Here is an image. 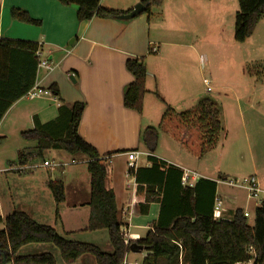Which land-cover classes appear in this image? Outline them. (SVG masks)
<instances>
[{
    "label": "crops",
    "instance_id": "1",
    "mask_svg": "<svg viewBox=\"0 0 264 264\" xmlns=\"http://www.w3.org/2000/svg\"><path fill=\"white\" fill-rule=\"evenodd\" d=\"M166 1H175L176 6L182 7L178 12L173 10L163 17L162 13L157 23L160 31L172 34V41L162 34H153L151 13L142 12L131 19L94 17L79 21L76 6H66L57 0H0V38L37 43L43 57L54 66L51 71L39 70L36 57L29 56L27 52H16L12 69L4 72L6 78L0 79V111L3 110L0 119V166L3 168H0V173L5 172L0 174V185L7 181L14 194L11 198L5 195L0 197V207L4 212L0 214V222L13 211L22 210L38 222L54 226L69 239L81 241L76 237L77 234L95 233L96 241L88 242L98 245L106 252L113 251L106 229L85 230L89 223L91 199V175L86 155H72L56 148L47 150L44 159H47L48 154L55 153L59 156L62 153L63 158L60 160H65L63 162L80 160L77 164H71L70 168H57L59 175H56V169L49 168L43 174L26 171L18 172V176L8 174L12 171L11 167L4 170L7 164L12 165V162L18 161L19 151L27 152L38 145L37 141L23 138V131L38 128L52 137H63L71 108L78 102L85 104L78 127L79 134L97 149L101 157H107L112 164L116 202L123 226L128 230V240L144 238L161 217L163 222H167L172 213L191 210L197 204L191 201V197L203 201L204 209L214 207L212 185L206 181H202L187 200L188 193L180 188L176 179L171 180L172 174L169 183H175V187L178 185L179 188L174 187L177 191L166 196L161 193L160 198L157 187L158 199L149 202L147 187L151 183L142 182L137 191L136 176L127 175L129 150H141V155L145 156L143 159L139 156L138 161L142 159L138 162L139 168H152L153 162L149 156H154L181 170L190 169L188 163H197L199 166L209 154L192 160L176 147V159L165 157L158 150L162 137L160 132L155 152L146 150L141 142L143 129L148 126L158 127L168 106L176 110L182 105L190 108L207 93L204 87L198 88V91L193 75L195 72L188 63L192 59L188 55L195 53L194 42H197L195 32L190 27L198 22L199 27L204 29L218 13L226 10L225 0ZM139 2L141 0H101V5L125 12L133 9ZM13 7L26 9L32 17L42 21L41 26L14 20L11 17ZM164 45L176 47L168 51L172 58H167ZM152 47H156L157 51H151ZM129 58H144L149 71L146 85L148 92L142 112L124 104L125 87L134 80L126 66ZM53 84L58 87V94L34 98L26 96L29 90L38 87L52 91ZM11 89L16 93L25 89L27 91L5 109V102L12 96ZM13 140L14 143L11 142ZM10 148H14L13 152ZM81 164L86 166H79ZM203 172L198 173L193 187L200 179L217 182L215 197L222 196L223 219L231 220L238 208L246 211L239 202L244 200L248 204L253 199L222 183V180L228 179L221 175L222 171H217V177L208 170ZM151 175V171L140 172L143 179H148ZM58 180L64 182L66 194L65 201L59 205L49 187L50 182ZM261 187L264 189L262 184ZM145 204L146 208L143 207ZM198 206L203 208L202 203ZM256 207L257 205L255 209ZM101 240L104 246L101 245ZM137 253L141 255L137 256ZM147 254L148 251L144 249L140 252L130 250L126 259L129 264H142ZM76 263L96 264V260L90 255H84ZM236 264H254V260Z\"/></svg>",
    "mask_w": 264,
    "mask_h": 264
},
{
    "label": "trees",
    "instance_id": "2",
    "mask_svg": "<svg viewBox=\"0 0 264 264\" xmlns=\"http://www.w3.org/2000/svg\"><path fill=\"white\" fill-rule=\"evenodd\" d=\"M57 1L66 6H76L79 21L94 17L117 18L120 14L132 10L124 12L105 8L101 5V0ZM163 1L141 0L146 6L143 13H151L152 8L160 6ZM238 1L239 10L236 13L234 37L236 41L244 42L252 36L257 24L264 17V0ZM11 17L23 23L37 26L42 24L41 20L32 17L21 7H13ZM38 49L39 45L35 42L0 38V79L6 78L4 72L12 69L16 52H27L29 56L37 58L38 64L39 59L36 55ZM126 66L133 74L134 80L125 87L124 104L130 109L142 112L145 95L148 92L147 65L144 58H129ZM12 89V96L5 102V109L27 91L25 89L21 93H16ZM51 89L53 93H59L56 85L53 84ZM84 107L85 104L82 102L72 106L63 137H52L38 128L23 131V138L37 141L38 145L27 152L19 151L18 161L20 165L39 163L44 161L45 152L51 148L62 149L72 155L77 153L86 155L87 168L91 175V199L89 223L85 230L106 229L113 251L106 252L94 243L69 239L60 234L54 226L38 222L25 211L15 210L2 219L4 228L0 229V263L57 264L56 257L52 253L18 254L23 246L30 243H53L60 250L61 257L67 264L76 263L84 255H93L96 264H123L132 246H142L148 251L142 264H236L250 259L254 260V264H264V200L256 207L255 223L250 225L241 208L236 210L231 220L215 219L213 206L204 209L203 201L191 197V201L197 203L191 210L184 209L172 213L167 222H163L161 217L144 238L126 242L121 232L123 222L113 187L112 164L107 157H101L97 149L78 131ZM2 111H0V119ZM222 116L221 107L212 98H203L194 106L182 111L168 106L158 127L148 126L143 129L142 145L146 150L155 152L159 131H163L180 143L191 155L202 158L216 149L219 144L224 131ZM149 159L153 162V167H138L134 174L138 184L137 191L140 190L142 182L151 183L147 187L150 194L147 201L158 199L159 193L161 198V193L166 196L176 192L175 188L179 186L188 193L186 199L189 200V194H193L202 181L212 185L214 199L216 198V181L200 179L194 187H185L181 184V169L154 156H149ZM141 171H151L152 175L148 179H143L140 177ZM170 176L171 180H177L179 186L175 187V183H169ZM49 187L57 205L65 201L63 181L50 182ZM157 187L159 193L156 192ZM200 203L203 205L202 209L198 206ZM143 207L146 208L147 204Z\"/></svg>",
    "mask_w": 264,
    "mask_h": 264
},
{
    "label": "rangeland",
    "instance_id": "3",
    "mask_svg": "<svg viewBox=\"0 0 264 264\" xmlns=\"http://www.w3.org/2000/svg\"><path fill=\"white\" fill-rule=\"evenodd\" d=\"M164 2L165 0L160 6L153 7L151 10L152 32L153 34H162L166 36V39L172 41V34L169 31H160L157 28V23L162 13L164 14L163 17L168 12H173V10L178 12V9L182 7L176 6L175 1ZM225 6L227 11L223 9L218 13L213 18V22H208L206 28L201 29L198 22L190 27L195 32L197 42H194L196 46L195 53L191 52L188 55V57H192L191 60H188V63H190L192 71L195 72L193 75H195L197 89L204 87L207 90V85L203 81L205 78L209 79L212 90L207 91L200 99L212 98L216 100L222 109L224 131L221 134L217 149L209 153L206 159H202L203 163L201 165L198 166L197 163H188V165L195 172L204 173V170H208L214 173L215 177L218 176L217 171L220 170L222 171L221 175L228 179L256 174L261 182L260 184L264 186V17L257 24L251 37L244 42H238L235 40L234 31L239 1L225 0ZM181 15L183 16V12H181ZM162 28H164L163 23ZM163 48L167 51V58H172V54H169L168 51H172V48L176 49V47L164 45ZM199 89L198 91H200ZM185 109L188 108L183 105L177 107L178 111ZM159 132L162 136L158 148L160 154L165 157H172L171 159L174 160L176 159L175 152H177L175 150L178 147L192 160H198L197 157L191 155L168 134L163 131ZM11 142L14 143L15 140ZM13 150L14 148H10V151L13 152ZM46 156L49 161H62L60 159L63 158L61 157L62 153L59 156L55 153ZM140 156L142 159L145 157ZM142 159H139V161ZM42 161L39 163L42 164ZM14 162H12V165L4 163L6 165L4 170L20 166L18 161L15 162L16 164ZM70 165L67 168H70ZM79 166L85 167L86 165L81 164ZM0 168L3 167L0 166ZM46 170L45 166H39L34 171L43 174L46 173ZM9 173L17 176L19 174L18 171L14 170L9 171ZM55 173L59 175L60 172L56 169ZM0 174H5V172ZM9 188L8 182L3 181L0 185V197L3 198V195H5L11 198L14 194L13 190L11 191ZM235 189L244 195L247 194L244 189ZM221 190H223V185H221ZM260 196L264 197V193ZM239 204L245 210L250 211L251 215L248 217V222L250 225H254L256 200L253 199L248 204L241 200ZM1 213L4 212L0 207ZM3 228L4 223L0 222V229ZM95 236V233H80L76 237L82 239L81 241L88 242L96 241ZM100 239L102 238L100 237ZM102 241L101 245L104 246L105 244ZM101 249L103 250V248ZM43 252L52 253L56 257L57 264H67L63 261L60 250L53 243H30L23 246L18 254L27 255ZM140 255L141 253H137V256ZM90 256L94 258L93 255Z\"/></svg>",
    "mask_w": 264,
    "mask_h": 264
},
{
    "label": "built area",
    "instance_id": "4",
    "mask_svg": "<svg viewBox=\"0 0 264 264\" xmlns=\"http://www.w3.org/2000/svg\"><path fill=\"white\" fill-rule=\"evenodd\" d=\"M151 51L156 52L157 48L152 47ZM36 55L39 59L38 61V69H45L47 71L53 70V64L47 59L43 57V52L40 48L37 50ZM207 85V91H211L212 87L209 85L210 81L208 78H205L203 81ZM53 92L50 89L40 88L31 89L26 93V96L29 98L39 97V96H51ZM142 154L140 150H129L127 152L128 155V162H127V175L134 176L137 168H138V158ZM79 163L77 160H72L71 162H63V161H49L45 159L40 163H32L26 165H20L19 167H11V170L18 171L19 173H23L26 171H34L39 166H45L49 169H57V168H65L70 164H77ZM199 174L191 169L183 168L182 169V177H181V184L183 186H193L194 181L198 178ZM222 183L226 184L229 187L233 188H240L246 190L248 197L255 199L257 202V206L260 205L264 197L260 195L264 193V189L261 187L260 181L256 174H252L249 176H245L242 178H231L227 180H222ZM244 215L248 218L250 216V212L248 210L244 211ZM213 217L215 219L223 218V199L222 196H216L215 198V205L213 210ZM121 232L125 237L126 242H128V230L126 226L122 225ZM123 264H129L126 257L123 261ZM137 264V263H135Z\"/></svg>",
    "mask_w": 264,
    "mask_h": 264
},
{
    "label": "water",
    "instance_id": "5",
    "mask_svg": "<svg viewBox=\"0 0 264 264\" xmlns=\"http://www.w3.org/2000/svg\"><path fill=\"white\" fill-rule=\"evenodd\" d=\"M145 10H146V6L143 3L139 2L138 4L135 5V7L129 13L120 14L118 18L131 19V18L136 17L138 14L144 12ZM131 250L133 252H140L141 250H143V247L142 246H139V247L132 246Z\"/></svg>",
    "mask_w": 264,
    "mask_h": 264
}]
</instances>
